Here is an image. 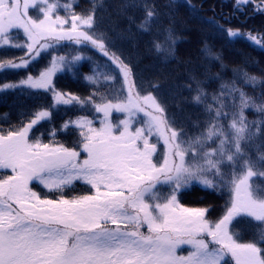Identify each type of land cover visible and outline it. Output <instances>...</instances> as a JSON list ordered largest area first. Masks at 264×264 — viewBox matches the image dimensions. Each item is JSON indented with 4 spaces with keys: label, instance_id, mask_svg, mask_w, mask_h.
Instances as JSON below:
<instances>
[{
    "label": "snow or ice",
    "instance_id": "1",
    "mask_svg": "<svg viewBox=\"0 0 264 264\" xmlns=\"http://www.w3.org/2000/svg\"><path fill=\"white\" fill-rule=\"evenodd\" d=\"M180 25L170 87L117 43L179 59ZM209 36L264 57V0H0V264H264V58Z\"/></svg>",
    "mask_w": 264,
    "mask_h": 264
},
{
    "label": "trees",
    "instance_id": "2",
    "mask_svg": "<svg viewBox=\"0 0 264 264\" xmlns=\"http://www.w3.org/2000/svg\"><path fill=\"white\" fill-rule=\"evenodd\" d=\"M107 2L110 5H116L120 3V0H107ZM157 2L160 4H165L167 3V0H157ZM193 3L199 4L201 3V0H193ZM109 11L112 12L113 10L109 9ZM225 11H228V9L225 8ZM208 14L211 15V13ZM179 15L180 19L182 20L189 19V13L186 8H181L179 10ZM113 18H115L114 15ZM121 25L126 26L124 25L123 21H121ZM107 26L108 20L106 19L105 27ZM179 28L180 31L178 34L182 37L177 42V54L179 59H170L165 61L161 55L155 53L143 54L137 57V49L132 46L131 42L117 39V43L118 45L122 46L129 55L132 56L133 61L136 62L137 71L141 73L146 80L159 77L166 81L165 87H170L174 84L182 82L185 78L187 70L192 67V65H188L184 63V61L188 60L189 58L193 59L194 61L202 59L200 55V49L202 47L201 41L205 38L204 34L192 31L190 28L186 29L183 27V25H180ZM207 38L208 42L215 45L217 49L223 48V54L226 58V61L230 65L242 61L245 54H250L251 56H254L258 59L264 58L261 57V54L258 51H254L252 47H249L247 43H238L233 46H229L225 45L223 41L218 38L211 36ZM138 47L141 50L147 47L146 37L139 40ZM89 54L93 55L94 53ZM83 70L87 71L88 69L84 68ZM213 70L215 71L216 68L214 67ZM61 85L77 92L86 91L84 85L75 81L70 74L64 77V79L61 81ZM10 104L11 100L9 101V105ZM9 105L0 104V120H3L5 113H8L12 120L16 119V113ZM172 111L177 112L178 116L183 115V113H180L174 106L172 107Z\"/></svg>",
    "mask_w": 264,
    "mask_h": 264
}]
</instances>
